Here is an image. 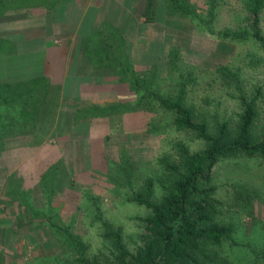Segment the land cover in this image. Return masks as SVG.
I'll return each mask as SVG.
<instances>
[{"label": "rangeland", "instance_id": "1", "mask_svg": "<svg viewBox=\"0 0 264 264\" xmlns=\"http://www.w3.org/2000/svg\"><path fill=\"white\" fill-rule=\"evenodd\" d=\"M156 1V20L144 22L140 31L130 32L133 37L128 51L138 71L145 73L156 65L160 77H174L169 52L177 47L179 64L198 74V81L205 86L195 87L198 100L208 92L211 109H227L228 114L233 108L222 88L217 82H214L215 88L208 90L205 85L214 79L218 66L240 67L247 88L255 84L264 87V67L249 64L252 56L249 54H259L251 43L213 37L195 27L189 19L168 15L165 1ZM189 1L199 7L205 3V0ZM236 3L228 0L222 7L221 24L233 18L235 13L231 10L240 9ZM103 72L101 77H95L98 86L93 96L81 99L78 109L94 103L105 105L133 99L134 94L127 84L118 82L112 72ZM50 99L47 120L41 117L34 127L9 134L0 151V264H75L78 249L65 244L45 217L34 215V210L46 213L50 209L83 237L88 243L89 255L114 259L113 237L96 218L87 192L98 197L104 218L119 227L127 244L135 248L141 243L144 228L139 217L149 210L128 200L131 187L137 186L139 178L154 171L151 166L176 140L182 139L193 149L201 147L200 141L191 134L150 131V123L158 116L155 113L136 111L87 117L75 122L76 110H73L71 97L61 98L62 103L57 106L54 95ZM233 107L236 109V105ZM257 109L260 132L264 129V95ZM13 137L15 139H10ZM126 155L134 163L135 175L116 183L111 176L121 177L117 168ZM55 167L58 178L49 198L41 177ZM214 175L219 196L225 202L223 216L235 223L236 238L244 244L233 247V253L230 252L235 257L234 264H254L252 247L264 249V157L221 161ZM235 188L256 196L244 208L243 203L236 204ZM16 191L20 192L19 196ZM258 264H264V260Z\"/></svg>", "mask_w": 264, "mask_h": 264}, {"label": "trees", "instance_id": "2", "mask_svg": "<svg viewBox=\"0 0 264 264\" xmlns=\"http://www.w3.org/2000/svg\"><path fill=\"white\" fill-rule=\"evenodd\" d=\"M60 1L73 0H0V12L31 6L51 9ZM164 1L168 15L189 19L195 27L213 37L251 43L259 54L250 53L249 64L264 67V0H235L240 9L231 10L235 13L233 18L223 24L220 23L221 10L228 0H205L202 7L189 0ZM156 4V0L146 1L141 21L156 20ZM84 56L96 69L112 72L118 82L128 85L134 96L128 101L94 103L80 108L76 110L75 122L87 117L147 111L158 114L150 123V131L191 134L200 141L201 147L193 149L182 139L176 140L151 166L154 171L139 178L137 186L131 187L128 200L149 210L139 217L144 228L141 243L135 248L127 244L119 227L104 218L98 197L86 193L95 207L96 218L113 237L114 259L89 255L88 243L53 209L46 213L34 210V215L45 217L65 244L78 249L79 256L73 260L75 264H234L233 247L244 244L236 238L235 223L223 216L225 202L219 196L214 169L221 161L232 158L264 157V129L260 132L257 129L260 120L257 108L264 87L255 84L247 88L240 67L220 65L214 79L205 85L208 90L215 88L214 82H217L233 111L228 114L227 109L213 110L208 92L198 100L195 87L201 84L200 77L179 64L177 47L169 52L174 77H160L156 65L141 73L130 58L124 33L107 22L86 36ZM200 86L205 88L203 84ZM52 95L57 106L60 99L57 100V88L44 78L16 85L0 84V151L9 134L34 127L41 117L47 120ZM133 164L127 155L124 156L117 168L121 177L111 176L112 180L120 183L133 178ZM56 170L57 167L48 170L41 177L49 198L56 188ZM16 192L19 196L20 192ZM235 195L236 204L243 203L244 208L256 196L240 188H235ZM252 250L254 264L264 260V249L253 246Z\"/></svg>", "mask_w": 264, "mask_h": 264}, {"label": "crops", "instance_id": "3", "mask_svg": "<svg viewBox=\"0 0 264 264\" xmlns=\"http://www.w3.org/2000/svg\"><path fill=\"white\" fill-rule=\"evenodd\" d=\"M146 1L73 0L51 9L31 6L0 12V84L44 78L57 88L59 103L71 97L77 110L81 99L93 96L95 77L104 73L84 56L86 36L111 23L124 33L129 47L130 32L145 24L140 16Z\"/></svg>", "mask_w": 264, "mask_h": 264}]
</instances>
